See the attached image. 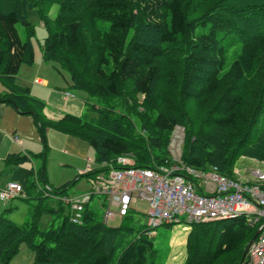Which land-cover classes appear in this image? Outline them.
Segmentation results:
<instances>
[{"label":"trees","instance_id":"trees-1","mask_svg":"<svg viewBox=\"0 0 264 264\" xmlns=\"http://www.w3.org/2000/svg\"><path fill=\"white\" fill-rule=\"evenodd\" d=\"M31 16L47 32L44 59L69 72L72 88L98 100L92 103L94 120L66 115L58 122L63 132L89 141L102 166L79 177L109 170L103 164L115 165L125 154L136 167L171 163L176 126L185 130L186 166H216L235 177L241 155L264 162V128L258 129L264 115V0H0V77L10 84L0 100L41 121L33 108H43L44 101L15 82L21 66L35 62ZM46 154L47 148L6 160L8 166L39 162L23 184L26 199L36 192L48 196L39 188L48 185ZM74 184L51 190L60 194ZM44 210L33 206L32 226L0 215V264H9L23 243L34 250L32 264H155L147 230L109 226L87 206L83 224L68 213L41 232ZM123 219L132 222L131 212ZM259 226L245 215L191 224L184 264H241Z\"/></svg>","mask_w":264,"mask_h":264},{"label":"built area","instance_id":"built-area-1","mask_svg":"<svg viewBox=\"0 0 264 264\" xmlns=\"http://www.w3.org/2000/svg\"><path fill=\"white\" fill-rule=\"evenodd\" d=\"M184 137V128L176 126L169 144L171 163L136 167L130 154L117 157L115 165L119 167L104 163L103 167L110 165V169L91 179L90 191L65 199L70 206V220L83 224L87 205L95 195L104 196L107 203L104 223L128 215L138 201L147 204L149 228L179 223L182 216L192 224L245 215L250 224H260V233L241 264H264V169H235V177H230L221 174L216 166L209 170L186 166L181 160ZM15 139L19 140L17 136ZM191 178H200L206 190L199 193L200 186ZM23 194L24 187L17 181L0 188L3 201Z\"/></svg>","mask_w":264,"mask_h":264},{"label":"crops","instance_id":"crops-1","mask_svg":"<svg viewBox=\"0 0 264 264\" xmlns=\"http://www.w3.org/2000/svg\"><path fill=\"white\" fill-rule=\"evenodd\" d=\"M46 62L41 55H36L34 64H23L15 79L19 85L30 88L32 96L44 101L43 108H33L40 112L41 121L35 114L21 113L14 105L0 100V172L7 174L1 184L3 187L9 180L27 184L39 166L33 158L18 166H8L6 160L11 154L33 157L47 148L46 181L48 184L51 180V185L59 183L62 186L70 181L76 183L81 178L80 174L98 166L95 150L89 141L63 132L58 123L66 115L82 118L85 105L91 98L84 91L85 94L80 95L73 92L69 79L63 74L62 78L59 77L57 73L61 71L56 69L55 73ZM9 85L8 80L0 77V96L9 91ZM15 136H18V141ZM55 168L58 171L49 173Z\"/></svg>","mask_w":264,"mask_h":264},{"label":"rangeland","instance_id":"rangeland-1","mask_svg":"<svg viewBox=\"0 0 264 264\" xmlns=\"http://www.w3.org/2000/svg\"><path fill=\"white\" fill-rule=\"evenodd\" d=\"M58 10V4H54L49 12L50 16H56ZM35 28V36L32 38L33 46L35 49V55H43L44 40L47 35L46 29L42 22H40L38 17H30ZM20 35L23 40L27 39V32L23 25H19ZM47 65L52 67L56 72L58 70L57 64L52 61H47ZM60 73H57L59 77L62 78V74L68 79L70 74L67 70L59 66ZM76 94H85L83 90L80 89H71ZM142 99L143 96L141 95ZM98 100L90 99L85 105V109L82 114L84 120H94L96 118V112L92 109V103H96ZM120 108H118V111ZM194 118V117H193ZM182 127V126H179ZM183 128V127H182ZM264 128V115L260 120L258 126L259 130ZM170 156L171 151L169 149ZM258 159L250 158L245 155H241L236 161L235 168H241L244 172L248 168H251L255 163H260ZM264 169V164H261ZM234 168V170H235ZM58 171V169H50L49 173ZM7 174H1L0 172V187L3 179ZM201 190L198 189V192L206 190V184L201 183L200 178H195ZM7 180V179H6ZM52 184V181L50 180ZM48 181V185H45L44 182H41L39 188L44 190L46 198L37 197L38 192L33 197L26 199L25 197H17L11 201L0 200V215L5 214V216L11 219L14 223L22 226H32L33 216L31 215V209L37 204H42L45 207L42 215L40 216L38 226L41 232H45L52 227H56L62 221L64 215L68 214L70 211L69 204L65 201L66 198H74L80 194L86 193L91 189V179L87 177H81L76 181L75 185L70 186L65 192L56 194L54 188L59 186V183L51 185ZM53 187V188H52ZM39 188H37L39 190ZM51 188L54 190H51ZM37 190V191H38ZM50 190V191H49ZM47 193V194H46ZM37 197V198H36ZM61 206L64 208V212L61 211ZM89 207L95 212L98 220L103 221L104 216L107 210V203L105 197L102 195H95L94 198L90 201ZM51 209L57 210L52 212ZM147 205L144 202H138L132 207L131 215L133 216L132 222H128L126 219L121 217H116L108 221V225L112 227H127L132 226L136 231L143 229L147 230V236L154 244V249L156 251L153 260L155 264H184L186 260L187 244L186 237L188 234L189 223L185 221V216H182V221L179 223H174L171 225H161L155 228H149L147 225V215H146ZM70 214V213H69ZM40 241V238H38ZM34 261V250L26 243H23L20 247V250L11 258L9 264H32Z\"/></svg>","mask_w":264,"mask_h":264},{"label":"water","instance_id":"water-1","mask_svg":"<svg viewBox=\"0 0 264 264\" xmlns=\"http://www.w3.org/2000/svg\"><path fill=\"white\" fill-rule=\"evenodd\" d=\"M260 233V228L257 230V232L255 233V235L252 237L251 241L248 243L245 251H244V257L247 256V253H248V250H249V247L250 245L256 240L257 236L259 235Z\"/></svg>","mask_w":264,"mask_h":264}]
</instances>
